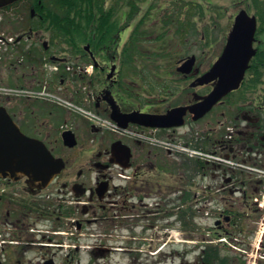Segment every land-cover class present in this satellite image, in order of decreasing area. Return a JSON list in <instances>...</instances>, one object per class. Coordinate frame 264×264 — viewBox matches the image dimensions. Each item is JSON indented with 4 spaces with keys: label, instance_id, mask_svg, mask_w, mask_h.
Segmentation results:
<instances>
[{
    "label": "flooded vegetation",
    "instance_id": "obj_1",
    "mask_svg": "<svg viewBox=\"0 0 264 264\" xmlns=\"http://www.w3.org/2000/svg\"><path fill=\"white\" fill-rule=\"evenodd\" d=\"M55 2L0 0V44L6 48V24L10 25L15 33L12 44L21 48L16 67L32 68V79L41 73L37 66L45 73L49 68L56 70L48 76L53 79L59 74L63 84L82 82L83 94L77 90L78 95H86L90 106L108 118L114 107L123 113H166L174 106L197 102L214 88L216 81L205 85L195 81L212 64L206 65L202 55L189 74H180L188 85H175L179 92H186L185 100L174 104L168 102V97L157 103L142 99L144 106L139 108L137 94H130L137 89L136 84L145 88L139 85L136 75L123 73L121 59L123 45L137 23L122 27L120 22L112 27V21L107 20L101 28L111 29V36L106 42L86 48L87 60L79 64L81 78L71 79L70 73L76 67L58 54V33L49 26V9ZM122 14L119 10L118 16ZM255 15L254 53L240 87L197 121L191 114L186 116L190 125L206 118V126L232 124L235 133L229 140L237 147L231 150L234 157L243 150L249 158H264V11ZM231 29L214 38L221 47L218 55ZM28 55L35 57L34 64H30ZM56 63L57 69L52 66ZM0 64L4 67L0 71L3 82L6 51L0 56ZM24 76L23 72L21 79ZM69 90L66 86L64 93ZM149 93L153 94V88ZM12 104L6 101V108L22 130L43 140L55 156L64 159L65 167L46 184L23 174H0V264H79L76 260L83 254L89 257L87 264H100L109 253H124L136 259L152 254L155 242H168V195L173 194L176 179L168 176V156L158 155L164 152L162 149L94 127L87 119L50 102L17 101L13 105L18 106H9ZM131 127L139 128L134 124ZM175 131L169 129L165 134L172 136ZM66 140H76L77 145L72 147ZM117 141L130 145L128 158ZM75 148L79 154H71ZM241 208L234 206L243 215ZM229 216L226 240L220 229L203 225L198 226L196 235H186L181 264H264V235L256 239L249 233H238L231 228L234 216Z\"/></svg>",
    "mask_w": 264,
    "mask_h": 264
},
{
    "label": "rangeland",
    "instance_id": "obj_2",
    "mask_svg": "<svg viewBox=\"0 0 264 264\" xmlns=\"http://www.w3.org/2000/svg\"><path fill=\"white\" fill-rule=\"evenodd\" d=\"M157 3L155 4V6L150 9L151 10V15L152 17H154V15L156 16V11L158 9V7H160V5L163 4L162 0H156ZM150 2H155V0H149ZM212 2H214L215 4H218V10L221 11H211V12H207L206 16L204 17L205 20L203 21H199V33L201 32H205L204 30H202V26L204 24L205 25H211L209 27V37L206 38V40H208V42H210V37L211 39H214V37L218 36L220 34V37L222 36V33L226 32V29H229V26L232 24L233 21V16L239 11L240 8H250V10L252 12H256L254 8H252L248 2H246V0H212ZM148 3V4H149ZM240 3V4H239ZM148 4H145L141 11L138 13V16L136 17V20L134 21V23L138 20H142L143 15L146 12V9L148 7ZM124 10H126V7H123ZM120 20L122 21V17L119 15ZM161 21L157 18L154 17L152 18H147L146 20H144L143 22V26L144 29H147L148 32L150 33L149 37H150V41H148V45L149 48L147 49L148 55H147V61L151 62V60H154L153 57L150 56V54H153L154 50L160 45V41L157 39V35H159V31L162 29ZM121 24H124V21L121 22ZM10 25L6 24V36L9 35V37H11L12 35H15V33H13V30L8 27ZM226 28V29H225ZM167 32H168V27H167ZM206 33V32H205ZM172 34V32L169 33V35ZM175 35L174 37L169 40V45L172 46V48L169 49L168 52L170 51H180V50H185L187 49V45H184V43L182 44L181 42H179V45H176L174 43V39H175ZM219 37V38H220ZM224 38V37H223ZM222 38V39H223ZM168 43V39H166L165 41V45H167ZM176 47V48H175ZM186 47V48H185ZM19 50V47H17L14 52H17ZM221 50V47L219 46V43L217 44V42L214 40V43L211 44L210 46L206 47L205 52L202 51V49H192V52H190V54H192L193 52L196 53V55L201 56L204 55V60L205 64L208 65L210 63L213 62V60L217 57V55L219 54ZM12 53V52H11ZM6 54V80L1 82L2 84H7V85H15V84H24V85H44L45 84V80H46V73L39 69L37 66L36 68L41 72L39 73L40 75L38 77L34 78L35 74L34 71L32 70V68H23L24 65H20L18 67H16L17 65V58H18V53H14V54ZM153 56V55H152ZM183 56L185 55H178V59L176 60V62L174 63V59L172 56H164L158 60H156L155 62H153L152 65H158L159 68H157L158 70L153 71L151 73V77L149 78V80L153 81L154 84H147L145 83V80H142L140 77H138L137 79L142 81L139 83V85H141V87H144L146 89H144L142 91L141 88H139V90H141V92L143 93V97L142 99L148 100L150 103H157L158 101H161L162 97H168V102L170 101V103H179L183 100L186 99V94L185 93H181L177 90L176 93L174 94H164L166 93L165 91L162 90L161 87L163 86H168L171 84L172 86H179V85H185L187 84V82L185 81H179L178 78L180 77L179 73L176 72V65H177V61L180 58H183ZM14 60V61H13ZM70 60L72 61V64L77 62V58L74 59L73 57H70ZM166 65H168V75H167V67ZM128 69V68H127ZM4 70V67L2 64H0V71L2 72ZM24 73H26V76H24L21 79V75ZM177 78V79H176ZM147 80V79H146ZM174 80V81H173ZM72 82V84H71ZM70 84H68V82L66 81L64 84L60 83L56 78L53 79H49L48 80V86L52 91L57 92V94L64 96L65 98H73L75 100V94L77 93V90H80L81 93L84 90L83 86L85 84H83L80 81H71ZM161 82V83H159ZM136 84V83H135ZM69 87V93H64L65 87ZM137 89V84L135 86ZM153 88V92L154 94H150L149 91ZM83 94V93H82ZM161 97H160V96ZM86 95H82V97H84ZM89 100V98H88ZM4 103H6V101H4ZM81 103H85L86 106H89V103H86L85 100L82 99ZM14 104V103H13ZM9 105V106H18V105ZM8 105V104H7ZM138 106V103H137ZM144 105H140L139 107H143ZM207 122V118L200 121L199 123H195L193 124V130H199V131H207V130H213V129H217L219 130L218 134H221L220 132L223 131V126L222 125H212V126H206ZM27 132V131H26ZM180 136V135H179ZM155 153L157 154L158 151L154 150ZM79 149L75 148L73 149V151L71 152V154H79ZM162 152V151H161ZM81 153V152H80ZM87 153H89V151H87ZM158 155H163L165 156V153H158ZM156 155V156H158ZM169 167V166H168ZM171 169V166H170ZM174 169V168H172ZM178 171L180 173H176V170L173 171L175 175L176 180L178 179L177 177L183 176V182L180 180L181 183L180 184H174V189H176V191L178 190H183L185 189L187 186V184H189L190 182H192V179L187 176V174H194L195 170H189L188 172L184 171L183 169H178ZM184 171V173H183ZM186 173V174H185ZM188 174V175H189ZM180 185H184V188ZM184 191V190H183ZM178 199V200H177ZM176 200H174L175 202L179 203V198H177ZM182 200V198H181ZM237 201L240 202V199L237 198ZM238 202V203H239ZM170 209V208H168ZM170 212H174L173 210L170 211L168 210V213ZM176 213L174 214V217H171L170 219L172 220V223L168 226V242H155L154 243V249H153V253L150 254L148 256H142L141 258H132L130 255L128 254H124V253H118V252H114V253H109L110 255H108L106 257L105 260L101 261L100 264H181V260H182V252L184 251V243L182 240L183 236H185L184 234H188L191 235L193 232L189 231L192 228H195L194 230L197 231L196 228H198L199 224L197 223V220H199V217L197 216L198 214H201L200 211L196 208L194 209H177V211H175ZM176 217V220L174 221L173 218ZM169 218V216H168ZM179 219V220H177ZM198 225V226H197ZM184 226L188 227V232L184 231L183 228ZM63 229H67L66 227ZM183 230V232H182ZM196 231L194 233H196ZM185 232V233H184ZM89 260V257L86 256V254H83L82 257L77 258V262L80 261L79 264H87Z\"/></svg>",
    "mask_w": 264,
    "mask_h": 264
},
{
    "label": "water",
    "instance_id": "obj_3",
    "mask_svg": "<svg viewBox=\"0 0 264 264\" xmlns=\"http://www.w3.org/2000/svg\"><path fill=\"white\" fill-rule=\"evenodd\" d=\"M255 31L256 17L251 16L246 9H241L222 55L210 70L197 79L200 84H205L218 78L214 89L202 100L189 106L172 108L166 114L139 111L120 114L114 110L112 117L123 126H127L129 122H136L146 126L170 127L182 125L188 111L193 113L196 119L203 116L225 94L239 87L248 60L254 52L252 41ZM195 59L194 55L188 58L178 70L189 73ZM126 149L129 152L127 147ZM63 166L62 158L55 157L41 140L22 132L6 107L0 105V174L4 176L24 174L46 184Z\"/></svg>",
    "mask_w": 264,
    "mask_h": 264
},
{
    "label": "trees",
    "instance_id": "obj_4",
    "mask_svg": "<svg viewBox=\"0 0 264 264\" xmlns=\"http://www.w3.org/2000/svg\"><path fill=\"white\" fill-rule=\"evenodd\" d=\"M108 0H56L53 6L49 9V22L52 27L57 30V37L60 41H64L68 45L73 46L74 53L83 51V44L91 42L92 44L102 43L104 38H109V33L95 29L92 33H89L90 23L94 22L99 24L104 20L102 12L105 10V4ZM112 11H118L124 4L128 6L129 20L138 14L145 4L149 3V0H110ZM163 4L158 7L156 16L161 22L162 29L158 32L157 39L161 42L158 50H154L153 54H150L153 61H147V49L149 48L148 41L149 35L147 29H144L143 22L147 18H154L151 15V10L157 1L150 2L140 20L139 25L133 33L131 40L124 46L122 51L123 64L130 70H136L135 73L140 75H148L151 73L152 63L156 60L168 55L178 56L190 51L189 43L197 37H201L199 33V21L205 20L207 12L219 11L218 4L212 2V0H162ZM245 1V0H244ZM249 5L254 8L257 13L264 11V0H246ZM248 9H250L248 7ZM203 19V20H202ZM91 21V22H90ZM90 22V23H89ZM160 22V23H161ZM204 25V24H203ZM211 25H205L202 30L205 34H209V27ZM168 27V32L166 30ZM172 34L169 35V33ZM174 39V43L179 45V42L186 43L187 49L180 51H169L172 48L169 45L171 37ZM168 39L167 45L165 41ZM185 47V48H186ZM176 48V47H175ZM127 62L129 63L126 66ZM137 62V63H136ZM155 65V64H154ZM155 67L159 68L156 64ZM168 69V65H166ZM134 73V72H133Z\"/></svg>",
    "mask_w": 264,
    "mask_h": 264
},
{
    "label": "built area",
    "instance_id": "obj_5",
    "mask_svg": "<svg viewBox=\"0 0 264 264\" xmlns=\"http://www.w3.org/2000/svg\"><path fill=\"white\" fill-rule=\"evenodd\" d=\"M260 171L264 175V170H260ZM261 204L264 206V198H263V202Z\"/></svg>",
    "mask_w": 264,
    "mask_h": 264
}]
</instances>
